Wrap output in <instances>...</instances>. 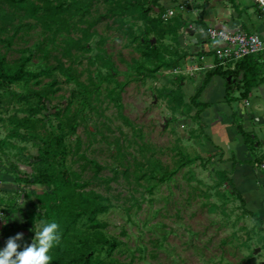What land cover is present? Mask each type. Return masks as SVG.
I'll return each instance as SVG.
<instances>
[{"label":"rangeland","instance_id":"rangeland-1","mask_svg":"<svg viewBox=\"0 0 264 264\" xmlns=\"http://www.w3.org/2000/svg\"><path fill=\"white\" fill-rule=\"evenodd\" d=\"M22 1L36 7L34 16L0 0V58L6 67L36 72L70 66L93 94L80 111L77 99L70 103L72 83L51 87L43 76L0 88V181L7 190L1 194L6 203L13 201L24 228L19 250L32 243L35 222L40 226L44 217L38 197L52 188L31 183L33 160L41 140L61 121L64 128L76 123L65 138L71 150L66 166L84 192L108 200V210L96 218L103 225L98 230L118 242L108 253L98 230L80 219L72 233L89 238L85 250L93 264H264V228L241 205L226 180V155L205 134L216 117L197 113L194 74L180 75L176 67L150 71L156 60L144 57L140 38L148 22L131 17L129 8L113 14L118 0ZM74 4L87 5L88 13L82 16ZM58 5L46 26L48 7ZM157 34L147 39L156 42L158 56L177 60ZM29 91L44 93V106L20 101ZM53 108L60 109L59 118Z\"/></svg>","mask_w":264,"mask_h":264},{"label":"crops","instance_id":"crops-1","mask_svg":"<svg viewBox=\"0 0 264 264\" xmlns=\"http://www.w3.org/2000/svg\"><path fill=\"white\" fill-rule=\"evenodd\" d=\"M150 1H155L164 11L175 12L174 7L180 11L167 20L176 23L175 34L167 33L160 41L165 47L169 46L175 59L180 58L179 66L174 69L180 75H187L185 70L190 67L191 58L203 67L215 63L214 46L205 35L210 26L241 29L258 34L264 40V14L254 0ZM178 53L180 57H177ZM251 63L254 71L245 70V73L236 63L227 64L222 67L226 75H214L207 82H204L207 73L216 67L193 73L197 85L193 86L192 95L196 96L198 112L206 110L212 118L216 117L211 120L213 125L205 130L206 137L226 155L230 185L242 197L248 211L260 220L259 226L264 228V169L259 167L264 160V52L253 56ZM244 74L252 80L250 87L242 81ZM201 104L206 106L203 108ZM5 189V184L0 181L2 200L1 191H7ZM0 210V249H3L10 237L25 232L16 213L7 214L1 204ZM17 242L21 245L23 240Z\"/></svg>","mask_w":264,"mask_h":264},{"label":"trees","instance_id":"trees-1","mask_svg":"<svg viewBox=\"0 0 264 264\" xmlns=\"http://www.w3.org/2000/svg\"><path fill=\"white\" fill-rule=\"evenodd\" d=\"M11 3L25 8V10L32 16H34L37 11L33 4H24L22 0H11ZM148 3H150V0H118L116 1L117 9H113L112 13L115 14L116 11L121 12L129 8L131 9L129 12L131 17L143 18L148 22V27L140 34V38L141 44L145 46L147 50L144 57L156 60L153 62L150 71H157L162 67H177L176 64L178 59L168 62V60H166L167 58H160L158 56V50L155 47L156 42L153 44L150 39H147L148 34L154 32L158 33L156 39H159V42L167 35V33L175 34L174 26L176 23H173L172 20V23L171 21H164L161 18V14L164 10L159 6L155 9L154 5H149V8H146V4ZM45 5L49 6L48 3H45ZM74 6L76 7L77 12L82 16L88 13L87 5L80 6L74 4ZM61 8V5L52 8L48 7V9L51 10V13L49 16H44V23L46 26V22L49 20L53 22L54 16L58 10H61ZM152 10L154 13L156 12L155 16L148 18V13ZM65 25L68 26L67 23ZM162 26H166L164 30L162 29ZM161 45L164 49H167L163 44ZM80 49H84V47H80ZM164 52H166V50ZM164 52H162L163 56ZM252 57L253 56H249L236 62L237 67L242 69L243 72L245 70L254 71V67L251 63ZM139 66L141 67V65H137V67ZM214 75H226V72H222V67L218 66L207 73L204 82H207V80ZM43 76L51 79V87L60 82L74 84L76 88L70 94V103L74 99H77L80 103V107L78 108L80 111H83V109L89 105V100L93 94L92 90L79 81V76L72 67L68 66L67 68H64L62 65H59L54 68H46L32 72L26 71L23 66L9 69V67H6L4 59L0 58V88L15 84H27L30 81L37 80ZM243 77L242 81L246 86L248 85L250 87V82L252 80L248 79L246 74H244ZM19 99L26 103L33 99L43 106L47 102L46 95L38 91H29L26 94L19 96ZM192 99L195 101L196 96L194 95ZM196 105H198V103H196ZM205 106L206 104L202 105L203 108ZM59 110L60 109L58 108H53V114L58 118ZM62 124L63 123L59 121L55 126V130H53L49 136H46L41 140L38 147V154L33 160L35 174L31 183L52 187L49 193H44L39 196L37 202L38 209L44 211L43 220L55 221L60 225L62 239L60 244L54 247L51 251L52 261L59 264H93L91 253L89 254V251L85 250L89 244V238H77L72 231L75 230V226L82 218H84L90 226L92 225L96 228V230L101 228L103 225L100 224L96 218L98 215L103 214L108 210L109 204H107V199L92 191L84 192L82 188L85 186L79 184L77 182L76 174L68 170L66 161L71 150L66 146L65 138L74 132L76 123H67L65 128ZM227 176L228 174H226V180L230 183V179ZM238 198L240 199L241 205L244 206L242 197L238 195ZM11 201L12 200L6 203L4 200L0 199V204L4 207V211L7 214H13L16 211L15 207L12 208L13 201ZM254 218L256 223L260 225L261 222L257 216L254 215ZM96 237L102 246L107 247L109 250L108 253H110V251H112L118 244L115 240L110 243L99 230L96 233ZM91 250L94 252L95 248L91 247Z\"/></svg>","mask_w":264,"mask_h":264},{"label":"built area","instance_id":"built-area-1","mask_svg":"<svg viewBox=\"0 0 264 264\" xmlns=\"http://www.w3.org/2000/svg\"><path fill=\"white\" fill-rule=\"evenodd\" d=\"M259 10L264 14V0H254ZM184 9V6H179ZM175 16L173 10H166L161 14V18L167 21ZM205 35L214 46L213 53L215 55V63L207 66L197 65L191 58L192 63L187 67L185 72L191 75L200 70H210L215 67H226L227 64H235L243 58L249 56H257L264 52V40L255 33H246L241 29L227 30L217 26H210L205 30ZM176 73L177 70H176ZM248 105V103H244ZM264 169V160L259 165ZM0 214L1 210H0ZM2 216V215H0Z\"/></svg>","mask_w":264,"mask_h":264},{"label":"clouds","instance_id":"clouds-1","mask_svg":"<svg viewBox=\"0 0 264 264\" xmlns=\"http://www.w3.org/2000/svg\"><path fill=\"white\" fill-rule=\"evenodd\" d=\"M39 224L37 226L35 222L33 241L25 245L22 251L17 242L23 239L22 233L7 240L6 246L0 249V264H51L52 257L49 253L62 239L60 225L55 221L45 220H40Z\"/></svg>","mask_w":264,"mask_h":264}]
</instances>
